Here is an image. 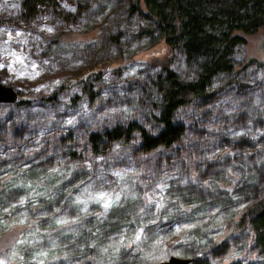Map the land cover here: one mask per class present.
Instances as JSON below:
<instances>
[{
  "label": "rangeland",
  "instance_id": "rangeland-1",
  "mask_svg": "<svg viewBox=\"0 0 264 264\" xmlns=\"http://www.w3.org/2000/svg\"><path fill=\"white\" fill-rule=\"evenodd\" d=\"M86 1L87 9L74 23L43 13L28 26L0 23L5 30L0 35V80L33 97L19 104L0 101V175L9 167L41 168L48 161L51 171L59 170L55 176L48 172V180H65L76 168L85 174L84 181L62 189L67 194L40 196L41 180L21 183L7 193L0 230L7 220L18 231L12 246L0 250V261L118 264L116 256L125 253L121 264H147L168 254L194 252L191 262L197 255L211 264H264L251 228L234 231L226 226L245 202L264 192V29L244 34L233 47L232 68L216 73L204 95L175 110L173 119L183 124L177 141L143 152L135 134L128 142L115 140L104 152L93 153L89 130L129 118L154 130L151 83L156 57L169 52L154 29L139 28L152 25L140 0V10L131 13L128 0ZM170 59L176 72L194 75L179 48H173ZM64 77H71L70 84L60 88ZM79 77L97 87L96 97L68 105L67 95L80 92ZM57 88L58 104L37 98ZM65 147H72L73 154ZM243 180L249 192L239 196L235 187ZM176 181H190L198 193L182 198V205L170 201ZM85 188L97 197L119 199L106 212L103 203L90 202L85 214L76 202ZM222 195L229 202L220 204ZM37 196L45 207L33 211ZM115 207L121 208V218L110 225L107 238L79 252L82 236L68 239L67 234L114 218ZM38 215L45 216L40 223ZM212 238L218 245H210ZM201 240L207 242L202 251L197 244ZM63 251L76 253L66 257Z\"/></svg>",
  "mask_w": 264,
  "mask_h": 264
},
{
  "label": "trees",
  "instance_id": "trees-1",
  "mask_svg": "<svg viewBox=\"0 0 264 264\" xmlns=\"http://www.w3.org/2000/svg\"><path fill=\"white\" fill-rule=\"evenodd\" d=\"M64 2L65 0H20L18 12L12 9L0 12V23L11 22L18 26H28L30 20L40 13L57 17L63 23H74L88 6L86 0H66L75 9V11H69L63 7ZM140 2L144 6L145 13L152 19V25H141L139 28L147 31L154 29L169 52L161 57H156L157 71L151 83L155 94L150 101L151 110L149 111L154 130L135 118H129L124 123L119 121L109 126L89 130L87 141L90 151L93 153L104 152L115 140L128 142L135 134L139 143L138 147L143 152L159 146L168 147L177 141L182 134L183 124L173 119L175 110L193 97L204 95L216 73L232 68L233 47L244 39V34L250 33L258 27L264 29V0H140ZM141 4L136 0H128L127 12L140 10ZM116 38L114 35L113 40L115 41ZM3 47L4 41L0 39V49ZM176 47L181 50L186 64L194 69L193 76H182L170 66L171 52ZM94 74L99 77L98 71ZM70 79L71 77H64L59 83V87L68 86ZM79 80H81L80 92L73 91L67 95L66 104L68 105L78 103L82 97L87 98L89 102H92L96 97L98 89L93 86L91 80L81 79V77ZM60 88L53 89L48 94L38 95L37 98L44 103L58 104L57 101L60 100L58 89ZM32 98L18 90L17 98L12 102L25 103L31 101ZM65 150L72 155L74 149L65 147ZM46 163L47 165L44 164V167L41 166V168L18 167L16 165L12 168L9 167L8 172L3 170L5 173L3 176L0 175V216L2 218H5L6 214L3 207L9 203L7 193L16 190L21 183L28 182L35 185L41 180V184L38 185L41 186L38 190V194L41 196L56 194L57 191V195L67 194L65 190H69L72 183L75 185L77 182L85 180L84 170L81 168L72 169L65 180H48L46 178L48 172L55 176L54 173L59 170L56 168L51 171L49 168L52 165L51 161ZM59 177L61 174L58 175ZM171 188L173 191L170 201L181 205L184 202L182 198H186L193 192L198 193L191 190L190 181H184L182 184L176 181L171 184ZM235 188V192L240 194L239 196L249 192V187L244 184V180L239 181ZM177 193L181 196L180 198L174 197V194ZM40 196L36 197L37 204L31 207L33 211L45 207ZM223 196L220 204L229 202L224 200ZM197 197L200 198L198 195L195 200ZM114 209V218L104 219V222L99 226L95 223V228L82 229L67 234L68 239L82 236L79 252L86 249L88 245L93 243L96 245L107 238V230L110 225L118 222L121 218V208L115 207ZM38 216L37 221L40 223L41 217L45 218V216ZM4 223L5 225L0 230V250L12 246L11 243L18 231V228L9 224L10 222L7 220ZM226 226L234 231L250 227L256 251L258 254L264 255V192L245 202L234 218L229 217L226 220ZM205 243L207 242L202 240L197 242L200 251L203 250ZM209 243L212 247L218 245L215 238H212ZM75 253V251H63L66 257ZM124 254L120 253L116 256L117 261L120 262L118 264L122 263ZM192 254L194 255V252H190L189 255ZM192 258L195 260L191 262L190 259L189 264H211L205 259L198 258L197 255Z\"/></svg>",
  "mask_w": 264,
  "mask_h": 264
},
{
  "label": "clouds",
  "instance_id": "clouds-1",
  "mask_svg": "<svg viewBox=\"0 0 264 264\" xmlns=\"http://www.w3.org/2000/svg\"><path fill=\"white\" fill-rule=\"evenodd\" d=\"M63 7L69 11H75L74 8H72L65 0ZM8 9H12L15 12H18L20 10V0H0V12H4ZM48 32H52L51 28L46 29ZM4 29H0V35L4 34ZM38 39V37H37ZM16 55V54H13ZM17 59H19V56H17ZM71 123V121H69ZM83 197V198H82ZM97 196L92 193L88 188H85L80 196H77L76 202L83 205V211L85 214L87 213V206L90 202H97ZM104 199H107V195H105ZM117 197H114L113 200L115 201ZM21 204L24 203V200L22 199L20 201ZM100 203H104L103 200L100 201ZM105 209V208H104ZM107 210L105 209V212ZM0 264H3L2 261H0Z\"/></svg>",
  "mask_w": 264,
  "mask_h": 264
},
{
  "label": "water",
  "instance_id": "water-1",
  "mask_svg": "<svg viewBox=\"0 0 264 264\" xmlns=\"http://www.w3.org/2000/svg\"><path fill=\"white\" fill-rule=\"evenodd\" d=\"M18 90L11 84L0 80V101L12 102L17 98ZM191 259L189 255L168 254L166 257L147 264H186Z\"/></svg>",
  "mask_w": 264,
  "mask_h": 264
},
{
  "label": "snow or ice",
  "instance_id": "snow-or-ice-1",
  "mask_svg": "<svg viewBox=\"0 0 264 264\" xmlns=\"http://www.w3.org/2000/svg\"><path fill=\"white\" fill-rule=\"evenodd\" d=\"M18 35H19V33H18ZM104 197H105V194H101L98 198H97V202H100L101 200H103L104 201V203H103V206H104V208L107 210L108 208H110L111 206H112V204L113 203H115V201L114 200H110V199H104ZM119 199V197L117 196V200Z\"/></svg>",
  "mask_w": 264,
  "mask_h": 264
}]
</instances>
